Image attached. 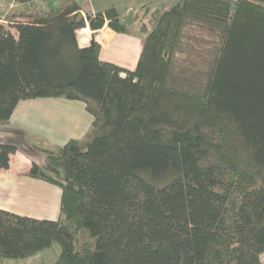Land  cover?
Segmentation results:
<instances>
[{
	"label": "trees",
	"instance_id": "1",
	"mask_svg": "<svg viewBox=\"0 0 264 264\" xmlns=\"http://www.w3.org/2000/svg\"><path fill=\"white\" fill-rule=\"evenodd\" d=\"M17 2L0 17V123L45 97L93 121L57 150L0 142V170L38 151L29 176L62 189L57 219L0 208V262L58 244L52 264H264V0L141 10L134 69L78 41L87 24L129 32L116 7Z\"/></svg>",
	"mask_w": 264,
	"mask_h": 264
},
{
	"label": "crops",
	"instance_id": "2",
	"mask_svg": "<svg viewBox=\"0 0 264 264\" xmlns=\"http://www.w3.org/2000/svg\"><path fill=\"white\" fill-rule=\"evenodd\" d=\"M42 1L44 2L43 5H39L42 10L55 7L58 4V0ZM177 1L178 0H80L84 14L87 12L95 13L110 6L116 7L124 22L127 24L131 23L132 25L138 24V32H132L131 30L126 33L116 32L109 28L107 24L104 25L103 28L95 31L87 24L77 31L79 44L80 46H86L91 44L94 39L101 44L100 58L102 60L114 62L128 69H134L143 48V33L139 30L140 22L136 19V15H139L141 10L147 11L148 7H151L150 11L155 8L163 10ZM6 7V0H0V9H3L6 13L12 10V3H10L8 8ZM123 54H125V58L119 59L118 55L123 57ZM59 98L61 97L21 100L12 117L8 121L0 123V142L12 141L18 145H22L28 143V139L32 138L36 141L47 143L48 146H44L49 149H52L50 148L52 146L49 145L54 146L56 144V147L63 146L64 144L59 145L54 142L55 135L52 132L54 129L52 122L58 123L62 116L66 118L69 126L64 129V136L69 132V139L84 137V134L91 127L92 123L78 132L72 121H75V119H82L84 114H88L84 107L85 103L80 100L65 99L71 102L70 104L80 102L77 104L82 103L83 105L74 107L73 111H60V102L68 101H63L64 99L62 101L56 100ZM34 114L38 116L36 117ZM17 117L21 119L33 117L38 119L42 117L45 120L40 119V121H34L33 119L30 125L22 122H20L21 124H15V119ZM47 117H51L52 120L49 121ZM83 129H85L86 132L81 134ZM35 154L29 155L23 150H18L11 154L9 167L0 170V208L36 218L57 219L60 216L62 189L58 185L29 176L28 172L33 161H36L40 165L45 164L44 154L38 153L36 156ZM41 158L44 161H42Z\"/></svg>",
	"mask_w": 264,
	"mask_h": 264
},
{
	"label": "rangeland",
	"instance_id": "3",
	"mask_svg": "<svg viewBox=\"0 0 264 264\" xmlns=\"http://www.w3.org/2000/svg\"><path fill=\"white\" fill-rule=\"evenodd\" d=\"M10 1V2H9ZM37 2L39 3V5H43V1L42 0H37ZM10 3H12V10L13 9H15L16 8V6H17V4H18V2H17V0H6V5H7V7L6 8H8L9 7V5H10ZM29 4H31V2H29ZM2 11V12H1ZM11 11V10H10ZM140 12H142V11H140ZM5 15H6V12H4V10L2 9H0V17H1V19H2V23L5 25V26H8V24L5 22ZM146 21L148 20V16H146ZM127 26L129 27V31L131 30L132 32H138V24L136 23L135 25H132L131 23L129 24H127ZM15 31V30H14ZM118 58L119 59H123V58H125V54H123V57L122 56H119L118 55ZM53 99H55V98H53ZM64 99V100H63ZM65 99H67L66 97H61V98H59V99H56V100H60V101H68V100H65ZM57 103H59V102H57ZM61 103V105H59V107L61 108L60 109V111H73L74 110V107H80V105H83L82 103L81 104H77V103H80V102H74L73 104H70L71 102H60ZM84 107H85V109H86V111H87V115L86 114H84L83 116H82V119H75V121H72V123H73V125H74V127H75V129L78 131V132H80L81 130H82V128H84L85 126L87 127V126H89V124H91L92 123V119H93V115H92V113L86 108V105H84ZM35 112V111H34ZM34 115H36V114H34ZM38 115H36V117H37ZM36 117H33V118H27V119H21V118H19V117H17L16 119H15V124H19L20 122H22V123H25V124H28V125H30L31 124V122H32V120L34 119V121H36V120H39L40 121V119H42V120H45L44 118H42V117H39L38 119H35ZM51 117H47V119L49 120V121H51L52 120V118L50 119ZM58 120V119H57ZM53 123V130H52V132L54 133V135H55V137H54V142L55 143H57V144H59V145H63V144H65L66 142H67V140H69V136H70V134H69V132L68 133H66V135L64 136L63 135V132H64V129L65 128H68L69 126H68V122H67V120H66V118H64V116H62V117H60V119H59V121H58V123H59V125H58V123H56V122H52ZM52 123H51V125H52ZM21 124V123H20ZM50 125V124H49ZM50 125V126H51ZM92 125V124H91ZM56 126V127H55ZM85 127V128H86ZM89 128V127H88ZM87 128V129H88ZM90 129V128H89ZM89 129H88V131H89ZM87 131V132H88ZM86 131H85V129H83V131L81 132V134H84ZM87 132L84 134V135H86L87 134ZM57 135V136H56ZM28 142H29V144L31 145L32 143H36V144H38V145H41V146H44V145H46V146H48L47 145V143H43V142H40V141H36L35 139H32V138H30V139H28ZM56 145V144H55ZM53 146V145H49V146H52V147H50V148H52L53 150H57V148H59V147H56V146ZM45 147V146H44ZM61 147V146H60ZM23 151H25V150H23ZM33 151V150H32ZM26 153H28L29 155H31V154H38V153H40V152H38V151H33V152H27V151H25ZM36 154H35V156H36ZM42 154V153H41ZM35 158V157H34ZM41 160L42 161H44L42 158H41ZM11 161V160H10ZM45 163H46V160H45ZM59 253H60V247H59V245L58 244H55L53 247H51V248H49V249H45V250H43V251H40V252H38L37 254H35V255H33V256H30V257H27V258H20V259H3L1 262H0V264H52L56 259H57V257H58V255H59ZM261 259H262V261L264 262V252L261 254Z\"/></svg>",
	"mask_w": 264,
	"mask_h": 264
}]
</instances>
